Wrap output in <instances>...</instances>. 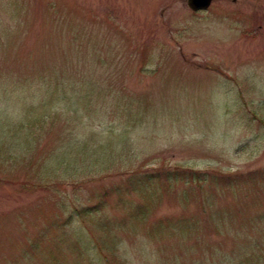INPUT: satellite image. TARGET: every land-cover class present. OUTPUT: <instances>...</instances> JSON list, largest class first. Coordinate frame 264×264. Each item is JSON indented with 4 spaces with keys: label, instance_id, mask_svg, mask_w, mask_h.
Segmentation results:
<instances>
[{
    "label": "rangeland",
    "instance_id": "1",
    "mask_svg": "<svg viewBox=\"0 0 264 264\" xmlns=\"http://www.w3.org/2000/svg\"><path fill=\"white\" fill-rule=\"evenodd\" d=\"M211 3L0 0V264L250 258L264 0Z\"/></svg>",
    "mask_w": 264,
    "mask_h": 264
},
{
    "label": "trees",
    "instance_id": "2",
    "mask_svg": "<svg viewBox=\"0 0 264 264\" xmlns=\"http://www.w3.org/2000/svg\"><path fill=\"white\" fill-rule=\"evenodd\" d=\"M45 78H47V77L44 76V78H41V79L42 80H47L48 83L54 85V89L51 90L52 93L49 94L50 98L48 100V101H52L51 100V95H52L53 99L56 98V95L60 96L59 94H56L55 91L60 89V84H61L62 81L60 83H58V81L54 80L53 78H49V79H45ZM57 79H61V78H57ZM24 87H26V86H24ZM80 96L83 97V95H80ZM239 178L244 179V180L236 181L235 183H233V185L235 187H238V185L241 186V184L242 185L245 184V186H244L245 189L248 188L249 184H256L259 181H261L260 176L256 175L255 172L249 173L247 176L239 177ZM166 180H167V178H166ZM150 182H151V180L147 179L146 181H144V184L145 183H150ZM260 215H261L260 217H257L258 221L255 222V223H258V224L259 223H263L264 224V212L262 214L260 213ZM261 230H262V232L264 234V226H263V228ZM260 247H264V235L261 238V241H257L256 248L252 249L254 252L250 255V258L246 257V255H247L246 251L240 250V249L237 250L236 254L230 255L229 258L235 261V262H233V264H264V251Z\"/></svg>",
    "mask_w": 264,
    "mask_h": 264
},
{
    "label": "water",
    "instance_id": "3",
    "mask_svg": "<svg viewBox=\"0 0 264 264\" xmlns=\"http://www.w3.org/2000/svg\"><path fill=\"white\" fill-rule=\"evenodd\" d=\"M210 2L211 0H186L187 6L193 11L206 9Z\"/></svg>",
    "mask_w": 264,
    "mask_h": 264
}]
</instances>
